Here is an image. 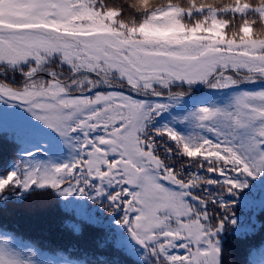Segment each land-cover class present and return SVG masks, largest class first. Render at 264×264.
Listing matches in <instances>:
<instances>
[{
  "label": "snow or ice",
  "instance_id": "obj_1",
  "mask_svg": "<svg viewBox=\"0 0 264 264\" xmlns=\"http://www.w3.org/2000/svg\"><path fill=\"white\" fill-rule=\"evenodd\" d=\"M5 128L0 207L50 192L90 205L99 249L224 264L223 234L252 227L237 206L264 209V0H0ZM37 256L0 239V264H115Z\"/></svg>",
  "mask_w": 264,
  "mask_h": 264
},
{
  "label": "trees",
  "instance_id": "obj_2",
  "mask_svg": "<svg viewBox=\"0 0 264 264\" xmlns=\"http://www.w3.org/2000/svg\"><path fill=\"white\" fill-rule=\"evenodd\" d=\"M208 93L209 90L203 87L194 89L185 98V103L172 110L173 114L186 110L196 102L190 97L208 99ZM19 147L14 129H0V174L16 164ZM91 210L90 205L65 209L50 192H36L22 202L11 201L6 207H0V239L10 237L16 248L24 245L34 247L38 252L37 259L41 261H57L61 257L84 259L87 252L93 256L108 257L115 264H144L139 246L135 248V254L97 248L96 241L103 235V230L78 218L79 213ZM237 216L242 227H252L243 236H235L231 232L223 234L224 264H264V209L240 205L237 206ZM69 223H80L82 231L77 233L68 226ZM112 227L119 226L113 223ZM123 235L127 237L126 233Z\"/></svg>",
  "mask_w": 264,
  "mask_h": 264
},
{
  "label": "rangeland",
  "instance_id": "obj_3",
  "mask_svg": "<svg viewBox=\"0 0 264 264\" xmlns=\"http://www.w3.org/2000/svg\"><path fill=\"white\" fill-rule=\"evenodd\" d=\"M17 112L19 111V110H16Z\"/></svg>",
  "mask_w": 264,
  "mask_h": 264
},
{
  "label": "water",
  "instance_id": "obj_4",
  "mask_svg": "<svg viewBox=\"0 0 264 264\" xmlns=\"http://www.w3.org/2000/svg\"><path fill=\"white\" fill-rule=\"evenodd\" d=\"M201 88V87H200Z\"/></svg>",
  "mask_w": 264,
  "mask_h": 264
}]
</instances>
